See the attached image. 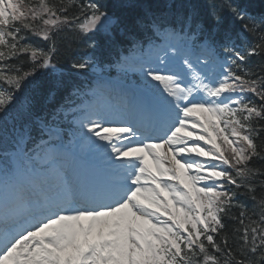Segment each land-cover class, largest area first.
Masks as SVG:
<instances>
[{"label": "snow or ice", "instance_id": "6c2138e0", "mask_svg": "<svg viewBox=\"0 0 264 264\" xmlns=\"http://www.w3.org/2000/svg\"><path fill=\"white\" fill-rule=\"evenodd\" d=\"M0 264H264V0H0Z\"/></svg>", "mask_w": 264, "mask_h": 264}, {"label": "trees", "instance_id": "16d2710c", "mask_svg": "<svg viewBox=\"0 0 264 264\" xmlns=\"http://www.w3.org/2000/svg\"><path fill=\"white\" fill-rule=\"evenodd\" d=\"M256 3H257V7L259 6V0H256Z\"/></svg>", "mask_w": 264, "mask_h": 264}]
</instances>
